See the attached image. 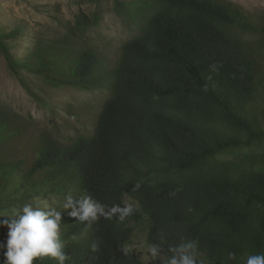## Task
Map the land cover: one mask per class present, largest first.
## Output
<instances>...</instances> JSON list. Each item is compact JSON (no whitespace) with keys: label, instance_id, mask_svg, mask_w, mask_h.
<instances>
[{"label":"trees","instance_id":"obj_1","mask_svg":"<svg viewBox=\"0 0 264 264\" xmlns=\"http://www.w3.org/2000/svg\"><path fill=\"white\" fill-rule=\"evenodd\" d=\"M115 8L139 25L115 63L81 43L95 23L85 13L60 20L61 36H35L21 57L10 41L23 24L0 25L9 69L56 121L62 112L80 119L86 107L45 99L29 75L54 89L107 92L94 130L76 135L53 123L29 139L0 114V210L34 199L61 210L64 264H149L120 251L140 231L147 243L198 239L208 264H243L264 252V15L226 0H115ZM86 194L138 210L86 227L62 209L66 196Z\"/></svg>","mask_w":264,"mask_h":264},{"label":"rangeland","instance_id":"obj_2","mask_svg":"<svg viewBox=\"0 0 264 264\" xmlns=\"http://www.w3.org/2000/svg\"><path fill=\"white\" fill-rule=\"evenodd\" d=\"M226 1L238 3L256 18L264 15V0ZM81 13L95 19L81 43L97 48L113 63L120 53L121 45L139 31L137 19L130 14H120L115 8V0H0V25L12 28L23 24L25 28L22 37L10 41L15 45L12 52L20 57L24 56L29 48H34L35 36L43 35L44 38L51 39L61 36L66 29L62 27L60 20L74 23ZM29 78L35 90L45 99L53 103L66 102L73 108L81 105L86 109L80 119L73 114L62 112L59 113L60 121H56L50 110L30 95L12 74L5 53L0 49V114H6L13 121V126L22 130L18 135L33 139L53 123H60V130L68 135L94 130L98 114L107 98L105 90L84 92L69 88L54 89L33 75H29ZM6 232V227L0 228V238L5 239ZM145 238V232L140 231L131 244L134 253L143 260L139 245L147 244ZM145 262L153 264L155 261Z\"/></svg>","mask_w":264,"mask_h":264},{"label":"clouds","instance_id":"obj_3","mask_svg":"<svg viewBox=\"0 0 264 264\" xmlns=\"http://www.w3.org/2000/svg\"><path fill=\"white\" fill-rule=\"evenodd\" d=\"M140 187L141 184L137 182L133 185V190H139ZM62 209L69 217H74L81 223L88 221L86 227H90L101 217L106 220L116 218L123 222L138 210V204L128 200L103 203L91 194L79 199L68 195L62 203ZM68 209L71 211H67ZM0 217H6L0 219V228H7L5 239L0 240V250L4 257L0 264H35L45 257L64 264L69 259L64 251L66 241L61 234V210L34 199L20 207H13L11 213L0 210ZM139 247L144 260L148 262L159 259L161 264H208L201 255L198 239H184L180 243L170 244L167 237L161 234L156 242L141 243ZM90 248L91 251L98 252V242H92ZM120 251L127 256L134 250L125 244ZM228 259L237 260L236 253L228 252ZM243 264H264V252L247 255Z\"/></svg>","mask_w":264,"mask_h":264}]
</instances>
